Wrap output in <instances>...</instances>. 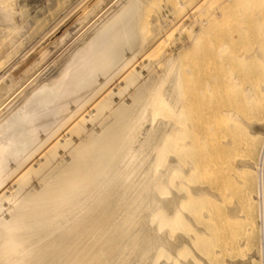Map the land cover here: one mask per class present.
Wrapping results in <instances>:
<instances>
[{"label": "bare ground", "instance_id": "1", "mask_svg": "<svg viewBox=\"0 0 264 264\" xmlns=\"http://www.w3.org/2000/svg\"><path fill=\"white\" fill-rule=\"evenodd\" d=\"M172 1L96 0L79 11L87 0H0V264H145L149 258L194 264L192 256L208 264L199 250L207 257L230 254L231 242L215 246L222 201L198 186L217 166L201 170L204 163L193 158L204 156L208 135L238 124L261 140L254 162L235 160L245 185L253 172L248 206L253 199L257 216L264 203V124L222 104L218 91L237 84L235 74L222 85L218 76L203 79V71L223 58L229 40L248 31L231 21L228 37L208 36L223 10L256 4L252 18L260 22L264 0L199 2L177 28H188L184 40L157 54L156 62L131 69L141 47L155 43L156 29L167 24V14L148 19L150 6L176 14L191 0ZM134 8L141 13L131 15ZM68 18L70 25L62 26ZM232 58L264 63V51L256 45ZM159 61L164 68H157ZM255 92L242 86L243 101H256ZM203 218L211 221L207 230L199 225ZM140 221L147 228L154 222L156 232L144 242L140 237L142 244ZM252 227H245L248 234ZM220 264H264L263 251L247 247L244 258L226 255Z\"/></svg>", "mask_w": 264, "mask_h": 264}, {"label": "rangeland", "instance_id": "2", "mask_svg": "<svg viewBox=\"0 0 264 264\" xmlns=\"http://www.w3.org/2000/svg\"><path fill=\"white\" fill-rule=\"evenodd\" d=\"M120 1H122V0H120ZM204 1L205 0H201V1L200 0H191L189 3H187V5H186L187 8L185 7L184 10L179 11L176 14H173V13L167 11L168 10L167 7H159V5H157V4H153V6H150L149 9L151 12L148 11V14H151V15L148 17V19L150 20L151 18H153V16L156 17V15L159 16L160 14H161L160 15L161 18L163 19L164 15L166 16V14H167V17L164 18L165 21L167 22V24H164V22H163L162 24H164L165 27L163 28V26H161V27L158 26L157 29L163 28L165 30V28H166V30H168L169 32L165 33L166 34L165 35L164 33H161L163 29L162 30L159 29L158 31L156 29V33L159 34V35H157V36H159V38L157 39L158 41L154 40L155 43H151L149 45L147 43V44L143 45V47H141V49H143V51L140 50L139 51L140 54L138 53L136 55V58H134L132 60V62H131L132 64H130V68L132 69V68L136 67L140 62H146V61L148 62V60L152 61V62L153 61L156 62L155 59H157L158 56L159 57L162 56V53L169 52L172 49L173 44H175L176 42H178L180 40H184V38L187 37V35L189 33L188 28L185 27L186 28L185 29L183 27L184 29L182 30V32H178V29H177L178 26L181 25L184 21L186 22L189 19V18H187V17H189L188 15L193 13V10L198 8L199 2L202 5ZM217 1L218 0H215L213 3L212 0H209V2H210L209 5L210 6L212 5V7H213V4H215V6H216ZM95 2H96V0H87V2L84 3V5L79 9V11L82 9H85L86 7L87 8L90 7ZM209 2L207 0V3H209ZM173 3H175V0H173L171 2V4H173ZM110 4H111V1L108 2V5H110ZM115 4H117V3H115ZM145 4H147V3H145ZM201 5H199V6H201ZM249 5L250 4H248V7H247L248 9L246 7H242V11H239V9H238L239 8L238 6H240V5H237V7H231L230 6V7L226 8V10L224 9L223 12H225V13H223V15L220 17L221 19L219 20L221 23H219V21H217L209 29L208 36H210V37L211 36L228 37V35H230L229 34L230 31L228 30L227 26H228V24H230L231 21L242 22V23L246 24L248 27L247 33L242 35V37H238V38L234 39L233 41L229 40L231 47L229 48V50L226 51V53L222 59H214L212 62H210V63L207 62L205 64L204 71H203V79H207L212 75L218 76L220 78L219 83L222 85L223 84L225 85V82H223V80L228 79L231 76V74H235L237 76L239 82L237 84L232 85V86H226V87L224 86L222 89H219V91H218V93H220V95H218V97L221 98L222 104L223 105L225 104L226 107L234 108L235 110H237L240 117L243 118L244 120L248 121V122H250V121L251 122L252 121H261L260 124H264V91H260V88H259L260 83H264V63L254 61V62H249L248 64L244 65L243 63H240L239 61L234 60L232 58L233 55H235L241 51L252 50L253 47H256V45H257V47H260L262 49V51H264V20H262L260 22H256L255 19L252 18V13L254 12L253 11L254 7H256L257 5L253 4L252 7H251V5L250 6ZM141 8L139 10L134 8L130 12V14L133 13L134 11H136V12H134L131 15H133V16H136V14L138 15V11L140 14ZM111 9H112V7H110L107 10V12L110 11ZM152 9L154 10V12ZM159 9H161V11ZM79 11L76 10L73 14H71L72 19L74 16L78 15ZM156 12H158V14ZM172 15H174L176 17H172ZM186 15H187V17H186ZM70 18H68L62 24V26H65L66 24H67V26H69L70 25L69 21L71 20ZM169 18L170 19L171 18H173V19L177 18V19L176 20L174 19V21L172 20V22H171ZM168 19L171 23L168 21ZM67 21L69 24L67 23ZM168 24H169V27H166V26H168ZM62 26H61V28H62ZM152 26H154V25L152 24ZM175 27H176V29L173 30L174 32L173 31L171 32V30L174 29ZM154 32H155V29L153 31V35L155 34ZM164 35H165V37H167V41L161 40V38L164 37ZM176 36L180 37V39L173 42L172 37L176 38ZM169 39H171V40H169ZM166 43H167V45H166ZM168 43H169V45H168ZM153 47H154V49H153ZM162 51H164V52H162ZM146 52H149V53H146ZM151 53H152L153 60L151 57ZM157 54H158V56H157ZM144 55H145V57L147 56V58H145ZM149 55H150V57H149ZM141 58L144 60H142ZM150 58H151V60H150ZM137 62H138V64H137ZM159 62H158V64H156L157 68L159 66L160 67L158 69H161L162 67L164 68L165 67V65L163 64L164 62H162V61H159ZM225 63L227 64V66ZM228 64H229V66H228ZM130 68L128 70H130ZM128 70H123V73H126V71H128ZM153 72H154V70H153ZM242 86H252V88L256 91L255 93L257 96V100L253 101L252 103H247L246 101H243V99H242ZM225 138H226V140L223 142V139H225ZM227 140L232 144H227V142H228ZM255 140L250 138L248 130L243 125H241V124H238L237 126L234 125L232 131H230L227 134H225L224 132H222L220 130H217L216 134H214V135L210 134L207 136L206 145L207 144H209V145H207V147H205L206 145H204V148H203L204 156L207 154V158L205 157V159H204L203 158L204 156H202V157L200 156V157L194 159L192 156L193 161L195 160V161H198V163L200 162L199 165L202 162L204 163L200 167L201 170L204 169L205 167H216L217 166V168H215V171L213 174H204V175H202V178L199 177L198 186L208 188L209 192L212 191V192H216V194L218 193V198L220 197V199L222 201V203L218 204V209H217V212L215 215L216 218H215L214 224L217 226L216 233L218 236V240L215 243V246H217V248L218 247L220 248V246L223 245L225 242H227V243L231 242V243H229L230 247L232 249L230 254H217V255L207 257V254H205L202 250H199L201 257L205 256L206 258H208L207 259L208 264H220L222 259L226 255H229L230 258H244V251L247 250V247H250V251L252 252L255 249H257V247L259 245L255 201L253 199H251V205L248 206V202H249V199H248L249 195L248 194H250V196L253 197V194L255 191L254 190L255 189L254 175H253V172L251 171V176H248L247 183L245 185L243 183V180H244L243 173L240 172L239 170H237L235 167L237 164V163H235L236 158L244 157V158L252 159L253 162L255 161L257 151H258V145L260 144V141H261L260 139H257L256 141ZM198 148L201 149L202 147L201 146L197 147V150H199ZM189 157L190 158H188V159H191V156H189ZM199 158L201 160H196ZM190 162H192V161H190ZM209 180H210V182H209ZM199 183H200V185H199ZM201 185H204V186H201ZM182 191H180L179 194L184 193V191L183 192ZM228 191L230 192V195H229ZM237 204H239L238 207H237ZM231 206H232V208H231ZM237 208H238V210L240 209V211H238ZM232 211L234 213V216H236V217H230L229 216V214L232 213ZM237 211H238V213H237ZM239 212L240 213L242 212L241 215L244 214L248 219L241 218V216H239ZM227 216H229L230 218ZM198 222H199V225H201V227L204 226V228H206V230L208 229V226L211 223V221L209 219H204V218ZM142 224H143V222L140 221L139 223H137L135 225V227H136V229L137 228L141 229L140 232L143 234V236H142L141 233H139L137 240H140V237H142L143 242H144V239L148 235L153 236V235H155L156 232H153V229L151 228L154 226L153 225L154 222H153V224L151 223L150 224L151 226L149 225L148 228L146 226L147 225L146 223H144L143 225ZM247 225L253 226L252 227L253 230L249 234L245 230V227ZM201 227L199 226V228H201ZM150 228L152 231L150 230ZM147 229H148V231H147ZM149 232H150V234H149ZM151 232L153 234H151ZM157 234H158V232H157ZM142 238L139 241V243L142 242ZM242 240H246L247 245L250 244V246H244V247L239 246V243H241ZM140 244H142V243H140ZM163 260H164V257H163V259H162V257L159 258V261H163ZM192 260L194 261V264H204L205 263V261H203V260L201 261L200 259L197 260L193 256H192ZM146 263L147 264H153V262L150 258L146 260L145 264Z\"/></svg>", "mask_w": 264, "mask_h": 264}, {"label": "built area", "instance_id": "3", "mask_svg": "<svg viewBox=\"0 0 264 264\" xmlns=\"http://www.w3.org/2000/svg\"><path fill=\"white\" fill-rule=\"evenodd\" d=\"M259 195H261V193ZM262 200L264 201L263 196H261V202ZM257 229H258L259 246L263 251V263H264V203H262L261 206H258L257 209Z\"/></svg>", "mask_w": 264, "mask_h": 264}]
</instances>
